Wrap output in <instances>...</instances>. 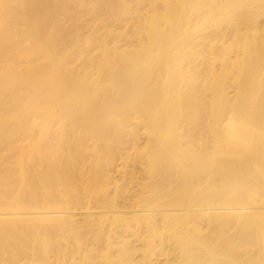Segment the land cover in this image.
Returning a JSON list of instances; mask_svg holds the SVG:
<instances>
[{
	"label": "bare ground",
	"instance_id": "bare-ground-1",
	"mask_svg": "<svg viewBox=\"0 0 264 264\" xmlns=\"http://www.w3.org/2000/svg\"><path fill=\"white\" fill-rule=\"evenodd\" d=\"M31 1L37 8L16 0L5 10L0 2V207L37 210L0 212L15 216L0 217V264H19L10 252L25 254L34 232L52 246L56 230L80 248L68 257L66 246L65 261V244L55 243L58 264H159L155 256L168 247L177 253L170 264H264V0H161L162 11L139 21V40L133 31L138 46L112 48L95 34L82 41L61 33L79 18L75 9L108 0L50 1L57 11ZM115 3L125 11V0ZM21 57L27 64L20 66ZM71 58L81 67L70 66ZM140 124L146 145L130 178L138 189L131 211L116 210L111 197L107 207H79L89 193L106 192L91 190L101 162L114 159L113 144L134 140ZM77 208L102 212L88 216V230L77 229L67 218ZM236 224L241 246H256L254 263L234 248L226 254L230 241L217 244L204 232ZM116 229L136 239L106 235ZM87 232L95 243L85 245ZM104 234L109 252L98 255ZM15 235L18 243L3 244ZM38 240L32 255L45 257ZM136 241L148 248L143 255Z\"/></svg>",
	"mask_w": 264,
	"mask_h": 264
},
{
	"label": "rangeland",
	"instance_id": "rangeland-1",
	"mask_svg": "<svg viewBox=\"0 0 264 264\" xmlns=\"http://www.w3.org/2000/svg\"><path fill=\"white\" fill-rule=\"evenodd\" d=\"M8 1V2H7ZM11 1V2H10ZM12 1H15V2H12ZM29 1H31V0H26L25 2L24 1H22V0H19V2H22V4L23 5H25V7L24 8H26L27 7V5H26V2H29ZM48 1V3H45L44 2V0H42L40 3H39V1H37V3H39V5H40V7L38 8L39 10H47V8H48V6L50 5V7H51V9H54L53 7V5H55V4H53L52 6H51V4L49 3L50 1H52V0H47ZM56 1L57 0H55V3H56ZM68 3H67V2ZM71 0H63V3H62V5L64 4V7H65V3H67L68 5H70L71 3H73L72 1L70 2ZM92 1V0H91ZM104 1H106V0H104ZM117 0H114L113 1V5H114V7H112V9H111V5H112V0L110 1V0H108V2H106L107 4H105V6H103L104 5V3H103V1L100 3V2H96L97 3V5H98V3H100V5H98V6H100L99 7V9H97V5L95 4H92V2H88V4L85 2V6H84V8L85 9H83V7H79V8H77V9H75L73 12H78V14H76V15H79L78 17L80 18V21H77V19L79 20V18H76V21H73V24H72V26L70 25V22H68L69 23V25H68V23H65V27L63 26V28L65 29V30H63L62 29V34H65V35H63V37L64 36H66L65 37V40L67 39V40H70L71 38H72V36L73 37H75L76 36V33L78 34V35H80V38H81V40L82 41H84L85 39H87L88 37H90L91 35H97V36H99V37H101V38H104V40H105V42H107L108 44H109V46L108 47H110V48H112L113 46L112 45H118V46H124V45H131L132 47H134V46H138V42L139 41H137V40H139V35H140V33H139V31H138V25H139V21L140 20H142V18L143 19H146L147 17H148V15H151L152 13H154V12H156V13H158V12H160V8L162 7V4H163V2L161 1V0H125L126 1V6H125V11H126V13L127 14H124L123 12H125L123 9V11H121V12H119V10L121 9V7L119 6L120 4H116L115 2H116ZM164 1V0H163ZM0 2L1 3H3L2 5H3V8L5 7V5L6 6H8V5H10L9 4V2L11 3V5H10V7H9V10H12L13 9V7L12 6H14V4L16 3V0H0ZM5 2V3H4ZM17 2H18V0H17ZM32 2V1H31ZM33 2H34V0H33ZM42 2H44V3H42ZM53 2H54V0H53ZM58 2V1H57ZM60 2V1H59ZM69 2H70V4H69ZM95 2V1H94ZM93 2V3H94ZM110 2V3H109ZM162 2V4H160V3ZM30 3V2H29ZM28 3V5H30ZM52 3V2H51ZM117 3H119V2H117ZM8 4V5H7ZM22 4H20L19 3V5L22 7L23 5ZM33 4V3H32ZM31 4V5H32ZM36 4V3H35ZM43 4H46V9H44L43 8ZM47 4H48V6H47ZM57 4V3H56ZM89 4H92V5H94L93 6V8H92V6H91V9L92 10H90L89 9ZM156 4H158L157 6H156ZM1 5V4H0ZM2 5H1V7H2ZM58 5H60V3H58L57 4V6ZM62 5L61 6H59V7H62ZM68 5H66V7H68ZM101 5H102V7H101ZM107 5V6H106ZM159 5H160V7H159ZM20 6H17V8L18 7H20ZM36 6H37V4H36ZM35 6V7H36ZM72 6V5H71ZM118 6L120 7L119 8V10H118ZM15 7V6H14ZM33 8H35L34 7V4H33V6H32ZM44 7H45V5H44ZM96 7V8H95ZM105 7V8H104ZM152 7V8H151ZM155 7V9H153ZM157 7V8H156ZM7 10H8V7H5ZM4 8V9H5ZM16 8V7H15ZM28 8H30V6L28 7ZM33 8H31V9H33ZM37 8V7H36ZM3 9V10H4ZM5 9V10H6ZM19 9H21V8H19ZM51 9H48V10H51ZM56 9H58V8H56V6H55V9L54 10H56ZM93 9H95L96 11H93ZM114 9V10H113ZM58 10H60V8L58 9ZM85 10V13L83 12ZM109 10H111L110 12H108V13H106L105 11H109ZM113 10V11H112ZM118 10V11H117ZM52 11V10H51ZM57 11V10H56ZM115 11H117V13L115 12ZM153 11V12H152ZM158 11V12H157ZM161 11H162V8H161ZM83 12V13H82ZM92 12V13H91ZM112 12V13H111ZM113 12H114V14H113ZM119 12V13H118ZM95 13V14H94ZM105 13V14H104ZM119 14V15H118ZM75 15V16H76ZM81 15V16H80ZM93 16H94V18H93ZM63 16H61V18H62ZM136 18V19H135ZM139 18V19H138ZM128 20V21H127ZM131 22H130V21ZM135 21V22H134ZM81 23L82 25L80 26L79 25V23ZM134 24H133V23ZM75 23V24H74ZM78 24V28L76 27V25ZM136 24V25H135ZM76 27L77 29L76 30H78V32H74V31H76L75 29H74V27ZM69 27V28H68ZM71 27H73V29L71 30ZM133 28V29H132ZM137 31H136V30ZM65 33H64V32ZM132 31V32H131ZM133 31H134V33H136V32H138V34H137V37H136V35L135 34H132L133 33ZM136 31V32H135ZM73 32V33H72ZM71 33V34H70ZM114 33H119V34H121V36L122 37H118V36H116ZM68 34V35H67ZM75 34V35H74ZM102 35V36H101ZM126 35V37H124ZM71 36V37H70ZM115 36V37H114ZM127 36H129L128 38H127ZM117 37V38H116ZM132 37V38H131ZM138 38L137 40H136V38ZM127 38V39H126ZM124 40V41H123ZM129 40V41H128ZM115 43H114V42ZM137 42V43H136ZM115 45V46H116ZM120 48H123V47H120ZM95 51H97V50H95ZM96 53V52H95ZM75 58H71L69 61H70V63H69V65L70 66H75V67H81V61L78 63V62H75V61H73ZM18 60H20V63H21V65L19 64V62H18ZM18 60H16L17 61V63H18V65H20V66H22L24 63L22 62V61H24L25 62V64H27V62H26V60L28 61V59H26V58H24V57H21V58H18ZM16 63V64H17ZM23 63V64H22ZM24 64V65H25ZM10 87H9V86ZM7 85V87H9V89H12V85L11 84H8ZM142 127V125L140 124V125H138L137 126V129H135L136 130V132L134 133L135 134V139L134 140H128V137H125V138H123V141L122 142H119V143H115V144H113L114 146H118L117 147V149L114 151V154H115V157H114V159L112 160V161H110V160H108V159H106V158H104L103 159V161L101 162V168H100V171H99V173H97L96 174V179L93 181V184H92V187H91V190L93 189V190H95V189H97V187L98 188H102L103 190L105 189L106 190V192L103 194V195H101V194H99V195H97V194H94V193H89L88 195H87V198H85V200H84V204H81V205H79V207H85L86 205H91V206H95V205H100V203H103V205L102 206H104V207H107L108 206V204L106 203L107 201H108V199L111 197L112 199H113V201L116 203L115 205H116V210H120V211H131V210H129L130 208V203H131V199H132V191L134 192H136L138 189H137V186L135 185V182H131L130 181V178H131V175H132V172L133 171H139L140 169H139V167L140 166H142L141 164H140V160H141V157L139 156V153L140 152H142L143 151V149H144V147H145V145H146V132H145V130L144 129H142L141 128ZM207 134H209V132H207ZM207 134H202L201 136L203 137L200 141H203V142H206L207 140H208V138H207ZM14 141H16V143H14V145L16 144V145H18V144H20V138L19 137H17V136H14L13 137V142ZM121 152H129L130 153V155H127V154H120ZM1 155L2 154H0V157H1ZM121 157H124V158H121ZM3 160V159H2ZM1 159H0V161H2ZM135 166V167H134ZM14 169H16V168H14ZM16 170H18V169H16ZM16 170H14V171H16ZM1 172V171H0ZM11 172V171H10ZM12 173H14L13 171H12ZM16 176H18V171L16 172ZM138 174V173H137ZM15 175V174H14ZM15 176V177H16ZM132 179H133V181H135L136 179L134 178V177H132ZM135 188V189H134ZM134 189V190H133ZM94 195V196H93ZM95 196H97V198H99V199H97ZM128 199V200H127ZM7 201H9V200H7ZM90 201V202H89ZM70 206H72V205H70ZM125 207V208H124ZM126 207H128V208H126ZM124 208V209H123ZM115 209V208H114ZM27 211H30V212H36L37 210L36 209H32V210H16V209H4V208H2V207H0V212H2V213H9V212H27ZM71 213H68V216H67V218H68V221L71 223V224H73L74 226H76V228L77 229H84L85 227H86V223L88 222V221H90L91 219L90 218H88V216L91 214V213H95V215H97L96 213L97 212H102V211H100V210H96V211H93L92 209L91 210H88V211H85L86 213H84L83 211H81V209H74V210H69ZM103 211H109L107 208H104L103 209ZM114 211V210H113ZM109 215H111V214H109ZM25 216H28V217H33V216H36V215H24V217ZM70 216H72V217H70ZM0 217H15V216H10V215H2V216H0ZM18 217V216H17ZM20 217H23V216H20ZM236 225H237V227H236ZM234 227L232 226V228L230 227V228H228V229H219V228H215V229H213L212 230V233H213V231L215 230H217V232L216 233H213L214 235H212V234H210L211 232L210 231H208L207 232V230L209 229V228H207V230L205 229L204 230V228H205V226L203 227V230H204V232L206 231V233H209V235L210 236H215L214 237V240H216L215 238H217V240H216V242H217V244H218V242L220 241L221 242V240H222V242H229L228 244V247H226L227 249H226V254H228L229 253V255L230 254H232L231 256H234L235 255V251L234 250H236L237 249V253H240V254H243L244 255V259H245V257L246 258H248V259H245V261L247 262V261H250V262H253L254 261V259H255V257H254V259L252 260V259H250V255L251 256H256V255H254L255 253V249H256V246H254L253 248H252V245L253 244H249V242L248 241H245V245H243V246H241V244H244V243H242V242H244V240H242V237H243V233H242V235H239V233H241V231H239V230H242V229H240V224H236ZM237 228V229H236ZM86 230H88V228L86 227L85 228ZM119 229V228H118ZM118 229H116L117 230V232L115 233V235H114V232H111V231H107V234L106 235H110V234H113V236L115 237H117V240H123V237H127L128 239H129V237H131L130 239H131V241L130 242H133L134 241V239H136V237H132V236H130V235H128L129 234V232L127 231V232H125L124 231V233H123V231H122V234H120L121 233V228H120V230H118ZM235 229H236V231H235ZM220 230H222V231H220ZM227 230V231H226ZM58 231H60V230H56L55 232H53L56 236H50V237H52L51 239H53V243H51L52 244V246H51V248H49L50 246H48L49 245V239L50 238H48V240H47V242H48V245L46 244L47 242H45L44 240V245L43 246H46L47 245V247H46V250H47V248H48V250H47V256H45L44 257V255L41 257V255L40 254H38V255H40V256H38V255H36V256H33L32 255V253H33V251H34V248H33V246L31 245V244H33V239H34V237L36 238V240H38V239H40V238H42V239H44L45 237H46V235L43 237L42 235V237L40 236V237H38L40 234H37V233H35L34 232V234H35V236L33 235V233L30 235V236H28V235H26V237L28 236L29 237V239H30V237L32 238V240L30 241L28 238H26L25 237V241L28 239V241H27V243H28V247H27V249H26V251L24 250L23 252L25 253V254H22V255H20V256H17V258H16V251H18L17 249H16V251H15V255H13L14 253L12 252H10V254L13 256V257H15V261L17 262V263H19V264H58V260L56 259V254H58V253H55V251H54V249H56V247L58 246H56L55 248L53 247V246H55L57 243L58 244H61L62 243V245H64V247L62 246L61 248L62 249H64L66 246H67V248H68V251L70 250V251H74L73 249L74 248H77V247H74L73 249H72V246H74V244L76 245V242L74 243V241H75V239L73 240V235L71 236L70 235V239H71V241H73V242H69V241H67L68 239H69V233L68 232H66L65 234L64 233H62V231H60L63 235H64V237L62 238L61 236H62V234H60V232L58 233ZM220 231V235H219V232ZM226 231V232H225ZM65 232V231H64ZM120 232V233H119ZM226 233V235H224L225 233ZM233 232V233H232ZM236 232H237V234L240 236V238H237V234H236ZM239 232V233H238ZM58 233V234H57ZM68 233V234H67ZM90 233V232H89ZM88 232L87 233H85V234H88L86 237H87V239H85V243L87 242V244H85V245H91V242L94 240L95 242H96V240L95 239H93V238H95V232L93 233H90L89 234ZM223 235H222V234ZM230 233H232V234H230ZM38 236H37V235ZM116 234H118V236L116 235ZM216 234H217V236H216ZM44 235V234H43ZM53 235V234H52ZM68 235V237H66ZM105 235V234H104ZM104 236V239L100 236V239L102 238L103 239V241H101V240H99V241H101L102 243L101 244H96V246H98V245H100V248L97 250L99 253H98V255L99 254H107L109 251L106 249V250H103V248L105 249V247H106V245H107V243H106V237H108V236ZM18 236H20V235H15L13 238L12 237H10L9 239H4V241H5V243H3L4 245L5 244H7L8 245V241L9 240H11V244H12V239H14V241H17L18 240V238H17V240L15 239V237H18ZM37 236V237H36ZM103 236V235H102ZM129 236V237H128ZM221 236V237H220ZM224 238H223V237ZM21 237V236H20ZM48 237V236H47ZM46 237V238H47ZM71 237H73V238H71ZM85 237V238H86ZM115 237V238H116ZM218 237L220 238V240L218 239ZM227 237V238H226ZM65 238H68L67 240L65 239ZM226 239V240H224L223 241V239ZM20 239V238H19ZM239 239H241V243L239 242ZM60 241V243H59V241ZM87 240V241H86ZM1 241V240H0ZM3 241V240H2ZM3 241V242H4ZM40 241H42L41 239H40ZM39 240H38V242L39 243H41L40 244V247L42 246V242H40ZM56 241H58V242H56ZM52 242V241H51ZM90 242V243H89ZM95 242H92V243H95ZM219 242V243H220ZM14 243V242H13ZM17 243H18V241H17ZM16 243V244H17ZM56 243V244H55ZM73 243V244H72ZM233 243V245H231V244ZM247 243V244H246ZM2 244V242L0 243V245ZM15 244V243H14ZM30 244V245H29ZM103 244V245H102ZM134 244H136L138 247H140V249H139V251L137 252V254H142L143 255V252H144V249L146 248L145 247V245H142V242H140V241H136V242H134ZM6 245V246H7ZM102 245V246H101ZM169 245H171V242H169ZM246 245H249V246H246ZM10 246H12V245H10ZM15 246V245H14ZM60 246V245H59ZM108 246V245H107ZM173 246V245H172ZM251 246V247H250ZM1 247V246H0ZM8 247V246H7ZM245 247H247V249H245ZM2 248V247H1ZM11 247H9V249H10ZM13 248V247H12ZM11 248V249H12ZM29 248V249H28ZM53 248V249H52ZM67 248H65V249H67ZM232 249V251H234V254H233V252H231V249ZM233 248H234V250H233ZM11 249H10V251H11ZM37 249V248H36ZM43 249V248H42ZM52 249V250H51ZM61 249V250H62ZM63 250V251H65L64 253H63V255L65 254V255H67V250ZM72 249V250H71ZM80 249V248H79ZM78 248H77V250H79ZM146 249H148V248H146ZM167 249H170V251L166 254V255H162V256H160V257H158V256H155V258L154 259H158L159 261H158V263L159 264H170V263H172L173 261H174V259H175V257H176V255H177V253L172 249V248H167ZM229 249V250H228ZM254 249V250H253ZM3 250V249H2ZM1 249H0V251H2ZM7 250V249H6ZM13 250H15V249H13ZM76 249H75V251H76V253L78 252ZM228 250V251H227ZM51 251H52V253H51ZM69 251V252H70ZM80 251V250H79ZM157 249H156V253H157ZM254 251V252H253ZM8 253V251H3V253L5 254V253ZM68 252V257H69V254H70V256L73 254V253H69ZM175 252V253H174ZM228 252V253H227ZM242 252V253H241ZM2 253V252H1ZM2 253V254H3ZM236 253V254H237ZM253 253V254H252ZM2 255V256H4V257H6V258H8V257H11V255L10 256H8V254L7 255ZM19 254V253H18ZM17 254V255H18ZM21 254V253H20ZM75 254V253H74ZM246 254H248V255H246ZM64 255V258L66 257ZM175 255V256H174ZM68 257L67 258H65L64 260L66 261L67 259H68ZM138 257H140V256H138ZM19 259V260H18ZM63 259V258H62ZM147 259V258H146ZM96 260H98V259H96ZM257 259H255V261H256ZM19 261V262H18ZM57 261V262H56ZM145 261V260H144ZM230 261H232V259L230 258ZM146 262V261H145ZM213 262H215L216 264L217 263H219V262H217V261H209V263L208 264H213ZM61 263V262H60ZM206 263V264H207ZM254 263V262H253ZM139 264V263H138ZM147 264H155V262L153 263V261L152 262H149L148 260H147Z\"/></svg>",
	"mask_w": 264,
	"mask_h": 264
}]
</instances>
